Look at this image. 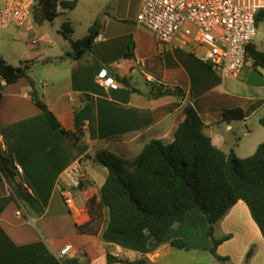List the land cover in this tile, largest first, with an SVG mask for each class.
Masks as SVG:
<instances>
[{
  "label": "crops",
  "instance_id": "obj_1",
  "mask_svg": "<svg viewBox=\"0 0 264 264\" xmlns=\"http://www.w3.org/2000/svg\"><path fill=\"white\" fill-rule=\"evenodd\" d=\"M139 9L140 0H112L102 14L94 15L90 26L99 21L100 32L92 52L80 59L64 57L70 50L55 52L32 43L22 54L26 55L23 61H35L28 76L40 99L66 130L82 133V142L75 144L46 124L26 78L4 86L2 153L13 168H22L27 192L41 207L38 213L23 206V217L17 216L18 203L0 174V264H64L57 253L66 244L81 254L70 259L75 260L72 264H108L107 255L128 261L145 259L147 264H206L211 241L206 218L198 208L189 211L159 243L152 242L148 231L141 242L104 240L103 223L96 234L77 229L90 220L87 203L98 199L104 182H96L87 167L103 172L105 178L108 173L95 162L96 153L107 150L132 159L152 140L170 144L185 119L186 101L222 151L232 150L243 159L264 141V128L259 125L264 116V65L255 67L248 59L238 77L223 78L201 59L203 49L193 52L158 44L136 21ZM66 10L57 9L59 14ZM32 20L17 30L32 33ZM256 37L257 32L252 44L264 51ZM116 76L126 78L132 89L99 83L100 78L115 80ZM158 85L181 87L185 97L181 101L173 95L150 97V89ZM229 110L234 114L225 118ZM78 171L84 176L81 186ZM65 189L73 195L71 205L65 203ZM214 236L223 239L216 249L221 264H243L250 249L246 264H264V237L242 200L215 224ZM175 238L183 239L186 247L175 248L171 244Z\"/></svg>",
  "mask_w": 264,
  "mask_h": 264
},
{
  "label": "trees",
  "instance_id": "obj_2",
  "mask_svg": "<svg viewBox=\"0 0 264 264\" xmlns=\"http://www.w3.org/2000/svg\"><path fill=\"white\" fill-rule=\"evenodd\" d=\"M76 4L77 0H39L33 10V19L52 21L59 14L58 7L72 10ZM255 21L258 28L264 21V8L257 13ZM100 27L99 21H94L83 37L72 39L70 22H64L59 32L70 44V51L64 57L80 59L85 53L92 52ZM248 59L255 67L263 66L264 51L257 50L251 42L247 46ZM34 63L27 60L12 65L0 56V104L4 86L26 78L33 87L31 96L43 112L46 124L73 143L82 142V133L66 130L34 90V82L28 76ZM114 81L132 89L126 78L116 76ZM164 95H173L181 101L185 92L178 86L158 85L150 89L152 98ZM183 112L185 119L170 144L152 140L132 159H124L107 150L96 153L95 162L106 167L108 173L98 199L91 198L87 203L91 218L77 227L79 232L96 234L103 223L101 238L104 240L141 242L148 231L152 242L159 243L174 226L184 221L189 211L198 208L208 224L206 234L211 241L210 253L221 260L216 249L223 239L215 238V224L242 200L264 237V141L251 156L239 159L232 150L226 153L212 143L205 133V124L189 101L184 103ZM233 114L232 110L225 111L224 117ZM259 125L264 128V116L259 119ZM0 174L17 203L40 212L38 200L18 181L15 169L2 153L1 141ZM81 185L82 181L79 182ZM171 244L178 249L186 247L180 238L172 239ZM251 254L252 249L245 257L246 262ZM74 262L67 260L63 263ZM107 262L147 264L145 259L128 261L112 255H107Z\"/></svg>",
  "mask_w": 264,
  "mask_h": 264
},
{
  "label": "built area",
  "instance_id": "obj_3",
  "mask_svg": "<svg viewBox=\"0 0 264 264\" xmlns=\"http://www.w3.org/2000/svg\"><path fill=\"white\" fill-rule=\"evenodd\" d=\"M0 28H24L32 18L39 0H2ZM264 8V0H140L136 21L147 29L161 45L171 48L203 49L201 59L223 78H236L245 63L247 46L257 32L256 15ZM37 39L32 44H37ZM100 84H113L114 79H99ZM16 177L27 190L22 168L14 167ZM78 182L84 176L78 171ZM67 205L73 204L69 189L62 191ZM16 215L23 217L18 203ZM79 251L66 244L57 253L64 262L74 259Z\"/></svg>",
  "mask_w": 264,
  "mask_h": 264
},
{
  "label": "rangeland",
  "instance_id": "obj_4",
  "mask_svg": "<svg viewBox=\"0 0 264 264\" xmlns=\"http://www.w3.org/2000/svg\"><path fill=\"white\" fill-rule=\"evenodd\" d=\"M110 2H112V0H77V4L73 10H66L58 14L52 21L43 20L42 22H37L33 19L32 13V33L19 31L17 30L19 28L13 26L0 28V56L12 62V65H19L20 61H18V58L24 53L26 47L31 45L35 37L42 38L43 40L37 42V45L35 44L34 47L45 46L47 49H53L55 52L61 53H63L64 50H70L68 42L61 40L59 30L62 24L64 22H70L72 28L71 37L73 39H79L86 34L93 20V16L98 13L102 14L105 7L110 4ZM256 43H262L264 46V21L261 22L257 28ZM25 58L26 55H22L20 60L23 61ZM87 171L99 184L104 181L105 177L103 172H95L91 167H87ZM221 244L223 243L221 242L218 246ZM227 245L228 244H226V246ZM200 259L203 261L202 258ZM204 261L206 264H221V260L211 254L209 258L206 260L204 259ZM246 263L245 260L243 264Z\"/></svg>",
  "mask_w": 264,
  "mask_h": 264
}]
</instances>
